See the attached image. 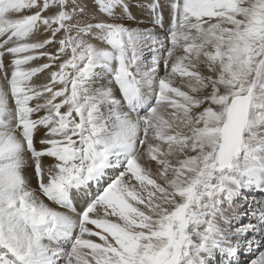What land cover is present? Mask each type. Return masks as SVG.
I'll use <instances>...</instances> for the list:
<instances>
[{"label": "snow or ice", "instance_id": "6c2138e0", "mask_svg": "<svg viewBox=\"0 0 264 264\" xmlns=\"http://www.w3.org/2000/svg\"><path fill=\"white\" fill-rule=\"evenodd\" d=\"M137 7L0 0V264H264V0Z\"/></svg>", "mask_w": 264, "mask_h": 264}, {"label": "rangeland", "instance_id": "374dc122", "mask_svg": "<svg viewBox=\"0 0 264 264\" xmlns=\"http://www.w3.org/2000/svg\"><path fill=\"white\" fill-rule=\"evenodd\" d=\"M144 3H145V1L142 2V3H139L138 1H133V6L136 7V9L139 11V13H140L141 11H143V12L145 11L146 14H148L147 9H143V8L137 7L138 4H144ZM129 8L131 9L130 5H129ZM120 12H121V11H120ZM120 12H118V14H119ZM128 13L130 14L131 17H135V20H134V21L144 23L145 19L133 15V12H132V11H128ZM137 13H138V12H137ZM127 20H128V21H133V20H131V19L126 18L123 22H126ZM244 195L246 196V198H247V200H248L249 202L258 201V200H259L258 197H259V198L264 197V196H263L264 194H261L259 191H253L251 194H249L248 192H245ZM242 258H246L245 260H246V262H247V264H248V261H249V260L247 261L246 253L241 254L239 260L242 259ZM239 263H240V261H239ZM245 264H246V263H245Z\"/></svg>", "mask_w": 264, "mask_h": 264}, {"label": "bare ground", "instance_id": "6f19581e", "mask_svg": "<svg viewBox=\"0 0 264 264\" xmlns=\"http://www.w3.org/2000/svg\"><path fill=\"white\" fill-rule=\"evenodd\" d=\"M133 1H138L139 3H142V2H144L145 1V3L144 4H147V3H149V2H151V0H128V3H129V5H130V7H131V9L129 8L128 9V11H132L133 12V15H135V16H137V17H141V18H143V19H145V21H144V23H141L140 24V26L141 27H144V26H150V18H149V14H146V12L144 11H141L140 13H139V11L136 9V7H134L133 6ZM121 10H117V12H120ZM138 12V13H137ZM137 21H126V22H124V23H131V24H133L134 26H135V23H136ZM264 196V195H263ZM258 201H262V200H264V197H262V198H259L258 197ZM239 258H240V255H239V257H238V260H239ZM246 258H242V259H240L239 261H240V263L239 264H247V262H246V260H245Z\"/></svg>", "mask_w": 264, "mask_h": 264}]
</instances>
